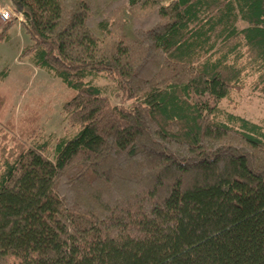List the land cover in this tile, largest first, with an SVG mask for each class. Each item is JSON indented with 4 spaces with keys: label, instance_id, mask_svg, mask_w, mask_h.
Instances as JSON below:
<instances>
[{
    "label": "trees",
    "instance_id": "16d2710c",
    "mask_svg": "<svg viewBox=\"0 0 264 264\" xmlns=\"http://www.w3.org/2000/svg\"><path fill=\"white\" fill-rule=\"evenodd\" d=\"M10 1L74 132L0 127V264H264V132L214 120L264 98V0Z\"/></svg>",
    "mask_w": 264,
    "mask_h": 264
},
{
    "label": "rangeland",
    "instance_id": "374dc122",
    "mask_svg": "<svg viewBox=\"0 0 264 264\" xmlns=\"http://www.w3.org/2000/svg\"><path fill=\"white\" fill-rule=\"evenodd\" d=\"M0 2L10 6L15 13L10 23L0 27L1 32L11 26L7 31V38L0 42L1 131L8 133L9 137L15 136L6 126H21L23 130L34 131L35 137L27 139L25 136L28 143L33 138H52V148L57 139L74 132L62 112L63 104L72 93L60 79L46 70L35 68L29 58H21L22 52L31 45L25 33V23L16 19L18 8L10 0ZM254 80V76L244 77L242 89L232 91L218 105L219 112L214 118L215 122L238 126L231 117L241 118L258 125L264 132V98L254 91ZM92 82L104 90L112 105L129 106L130 102L124 100L113 81L99 77Z\"/></svg>",
    "mask_w": 264,
    "mask_h": 264
},
{
    "label": "built area",
    "instance_id": "2783aa9c",
    "mask_svg": "<svg viewBox=\"0 0 264 264\" xmlns=\"http://www.w3.org/2000/svg\"><path fill=\"white\" fill-rule=\"evenodd\" d=\"M17 13H18V15L16 16V19L21 21L22 23H25V20H24L23 16L21 15V13H19V12H17ZM14 14L15 13H13L10 6L0 2V27L10 23L15 17ZM18 16H20L21 19H19Z\"/></svg>",
    "mask_w": 264,
    "mask_h": 264
},
{
    "label": "water",
    "instance_id": "95a60500",
    "mask_svg": "<svg viewBox=\"0 0 264 264\" xmlns=\"http://www.w3.org/2000/svg\"><path fill=\"white\" fill-rule=\"evenodd\" d=\"M18 11H19V13H21V12H22V10H21V9H18Z\"/></svg>",
    "mask_w": 264,
    "mask_h": 264
}]
</instances>
